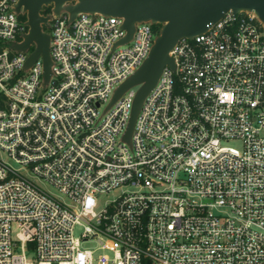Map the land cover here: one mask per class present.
<instances>
[{"label":"built area","instance_id":"built-area-1","mask_svg":"<svg viewBox=\"0 0 264 264\" xmlns=\"http://www.w3.org/2000/svg\"><path fill=\"white\" fill-rule=\"evenodd\" d=\"M16 2L0 0V264H264L258 17L229 10L179 39L128 142L138 86L109 103L156 24L137 22L118 43L122 18L42 9L45 83L41 56L24 66L35 44L12 47L28 32ZM99 194L111 197L99 206Z\"/></svg>","mask_w":264,"mask_h":264},{"label":"water","instance_id":"water-1","mask_svg":"<svg viewBox=\"0 0 264 264\" xmlns=\"http://www.w3.org/2000/svg\"><path fill=\"white\" fill-rule=\"evenodd\" d=\"M48 5L53 6L55 15L66 11L70 21L79 13H100L122 18L121 29L126 34L118 43H126L131 39L137 22L148 21L161 25L147 57L133 74L117 86L109 103L115 102L128 88L138 86L124 134L128 142L141 105L156 85L163 68L166 65L175 68L169 52L179 39L205 32L229 10L233 13L251 11L264 25V0H17L15 11L18 14L26 13L28 32L22 42L14 43L12 47L26 51L31 43L35 44L24 66L30 67L41 56L45 83L51 75L52 60L50 35L42 29L48 17L42 15L41 10Z\"/></svg>","mask_w":264,"mask_h":264},{"label":"rangeland","instance_id":"rangeland-1","mask_svg":"<svg viewBox=\"0 0 264 264\" xmlns=\"http://www.w3.org/2000/svg\"><path fill=\"white\" fill-rule=\"evenodd\" d=\"M45 30L49 31V28L45 27ZM228 144L231 145V146H235V147H240V145H241L238 140H230L228 142ZM44 186L46 188L51 189L48 185H44ZM110 197H111V195L99 194V196H98L99 206H101ZM81 233H82V228H80L79 226H76L75 229H74L75 236H81ZM93 245H94V242H91V241L83 243L84 247H90V246H93Z\"/></svg>","mask_w":264,"mask_h":264},{"label":"trees","instance_id":"trees-1","mask_svg":"<svg viewBox=\"0 0 264 264\" xmlns=\"http://www.w3.org/2000/svg\"><path fill=\"white\" fill-rule=\"evenodd\" d=\"M50 10H51V6H50V5H49V6H45V7L43 8V13L47 14ZM20 17H21L22 19H25V15H22V16H20ZM160 28H161V25H160V24H156V25L154 26L155 32H157V34L159 33Z\"/></svg>","mask_w":264,"mask_h":264}]
</instances>
